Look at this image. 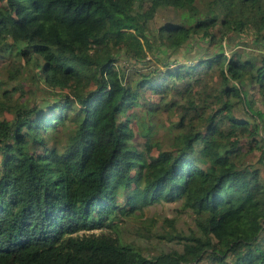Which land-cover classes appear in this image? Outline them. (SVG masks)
Listing matches in <instances>:
<instances>
[{"label":"trees","instance_id":"16d2710c","mask_svg":"<svg viewBox=\"0 0 264 264\" xmlns=\"http://www.w3.org/2000/svg\"><path fill=\"white\" fill-rule=\"evenodd\" d=\"M3 56L46 94L0 90V264H264V0H0ZM174 200L178 249L111 228Z\"/></svg>","mask_w":264,"mask_h":264},{"label":"rangeland","instance_id":"374dc122","mask_svg":"<svg viewBox=\"0 0 264 264\" xmlns=\"http://www.w3.org/2000/svg\"><path fill=\"white\" fill-rule=\"evenodd\" d=\"M200 8L203 7L201 1L197 2ZM185 10L174 8L171 6H158L152 17L148 20V25L155 28L160 23L179 21ZM200 51L198 50V53ZM8 57H0V90L5 87L10 90L11 94L4 101H21L27 104L33 102H42L45 98L43 94L42 81L36 78L33 81L31 72L34 70L31 66H27L23 75L19 78H10L7 74L6 63ZM21 80V81H20ZM254 107L264 108L262 103L255 100ZM264 111V110H263ZM11 112L6 108L2 109L0 116L7 118L11 117ZM164 120L162 116L158 117ZM156 117V119H158ZM264 118V116H263ZM166 120V118H165ZM264 131V127H262ZM155 123L151 124L150 139L159 141L160 146L168 147L170 133ZM137 145L140 147L141 138L135 137ZM246 158L262 168L261 163L257 161V152L247 154ZM192 213L179 206L178 200L174 201H158L143 206L141 212L136 211L130 216H117L116 223L111 225V228L119 235L122 240H128L141 246L142 251L148 254H154L162 249L180 248V242L175 237L167 238L166 236L159 237V233L166 234L174 230L188 233L191 228H194ZM118 220V221H117ZM262 241H264V229L260 232Z\"/></svg>","mask_w":264,"mask_h":264},{"label":"crops","instance_id":"0c3cea01","mask_svg":"<svg viewBox=\"0 0 264 264\" xmlns=\"http://www.w3.org/2000/svg\"><path fill=\"white\" fill-rule=\"evenodd\" d=\"M260 102V101H259ZM261 103V102H260ZM263 105V104H262ZM263 107H264V105H263ZM260 109H262V110H264V108H260Z\"/></svg>","mask_w":264,"mask_h":264}]
</instances>
